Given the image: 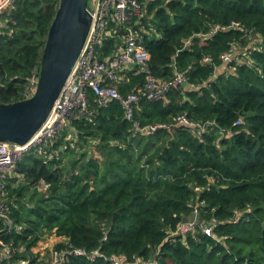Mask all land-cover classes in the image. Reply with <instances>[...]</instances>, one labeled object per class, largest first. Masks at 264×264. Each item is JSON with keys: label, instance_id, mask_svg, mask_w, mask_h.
<instances>
[{"label": "trees", "instance_id": "1", "mask_svg": "<svg viewBox=\"0 0 264 264\" xmlns=\"http://www.w3.org/2000/svg\"><path fill=\"white\" fill-rule=\"evenodd\" d=\"M58 4L13 0L0 15V104L26 98ZM217 27L224 29L212 32ZM136 32L149 54L146 72L129 73L120 94L144 89L147 76L169 82L176 72L188 85L161 100L140 99L132 122L119 103L99 107L90 93L92 116L69 120L16 165L21 179H5L2 200L21 230L4 240L23 248L21 258L53 232V250L133 263L264 264V0H148ZM122 40V33L104 40L99 59ZM235 44L249 62L223 64ZM179 115L209 125L143 131ZM195 210L213 222L210 236L200 223L177 234ZM65 264L106 263L71 257Z\"/></svg>", "mask_w": 264, "mask_h": 264}, {"label": "built area", "instance_id": "2", "mask_svg": "<svg viewBox=\"0 0 264 264\" xmlns=\"http://www.w3.org/2000/svg\"><path fill=\"white\" fill-rule=\"evenodd\" d=\"M147 1L91 0L89 8L92 23L86 43L46 122L33 138L23 146L0 143V223L2 224L0 228V264H65L71 257L84 258L88 262L102 260L106 264L155 263L154 259L149 261L137 259L133 263L122 256H107L99 251L88 252L81 248L53 250L50 241L43 248L41 245L36 246V249L33 248L32 255L21 258L23 248L15 246L12 241L4 240L13 231L16 229L20 231L21 228H16L14 221L10 218L9 210L2 200L5 191V179L14 174L16 165L22 161L28 152L45 147L58 136L63 128L67 127L69 120L78 116H92L93 110L89 104L90 93L94 96V101L99 107H105L112 102L119 103L124 110L125 118L132 122L134 108L140 99L161 100L171 89L188 85L186 75L176 72L174 78L169 82H160L147 76L144 89L134 90L125 97L119 92L120 87L126 81L125 77L129 73L133 72L134 75H137L146 72L149 54L134 29H137L140 24L143 8ZM12 3L13 0H0V15L9 9ZM238 26L237 24L236 27ZM217 29H224V27H217L212 32ZM121 33L122 44H115L110 56L99 59L98 49L102 47L103 41L110 38L117 39ZM239 51V46L233 45L229 52L220 56L222 63L241 66L247 59V53L244 51L240 53ZM204 61L208 62V59ZM36 82L37 79L30 82L25 92L26 98L34 93ZM191 88L197 90L198 87L192 85ZM208 125L200 126L188 120L185 115H179L170 125H151L145 127L143 131L154 133L158 129L186 126L203 132ZM239 125L240 121L234 124V126ZM134 127L138 129V124L135 122ZM40 184V187L45 191L47 186L43 182ZM193 213L198 214L196 210ZM209 224L210 226L206 228L200 224L203 233L207 236L212 234L213 222ZM198 225L194 220L187 223L182 222L177 228V234L184 235L192 232ZM53 238L58 240L55 234Z\"/></svg>", "mask_w": 264, "mask_h": 264}, {"label": "water", "instance_id": "3", "mask_svg": "<svg viewBox=\"0 0 264 264\" xmlns=\"http://www.w3.org/2000/svg\"><path fill=\"white\" fill-rule=\"evenodd\" d=\"M92 23L89 0H59L39 62L34 93L0 104V143L23 146L41 129L86 43ZM136 31V29H134ZM210 226L191 213L183 223Z\"/></svg>", "mask_w": 264, "mask_h": 264}, {"label": "rangeland", "instance_id": "4", "mask_svg": "<svg viewBox=\"0 0 264 264\" xmlns=\"http://www.w3.org/2000/svg\"><path fill=\"white\" fill-rule=\"evenodd\" d=\"M91 2V0H89V3ZM1 25V24H0ZM71 135L72 134H68L66 137H65V139L66 140H69L70 138H71ZM77 147H79L78 145L77 146H74V149L75 150H77ZM94 151V148H92V149H90V153H89V156H91V157H96V154H94V153H92ZM64 161H67L66 160V158L64 159ZM12 177H17V178H19V179H21V177L20 176H17L16 174H13V175H11ZM15 186V185H14ZM39 193H44V190H43V188L42 187H39L38 188V190H37ZM53 236H54V233L52 232V233H50V234H48V235H45L44 236V238L41 240V241H39V243L37 244V246L38 245H41V248H43L44 247V245L45 244H49V241H50V245H53L56 241H58V240H56L55 238H53ZM37 247H34V249H36Z\"/></svg>", "mask_w": 264, "mask_h": 264}]
</instances>
